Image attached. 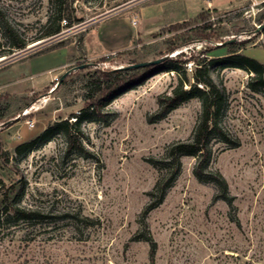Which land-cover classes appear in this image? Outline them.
I'll use <instances>...</instances> for the list:
<instances>
[{
	"label": "rangeland",
	"instance_id": "374dc122",
	"mask_svg": "<svg viewBox=\"0 0 264 264\" xmlns=\"http://www.w3.org/2000/svg\"><path fill=\"white\" fill-rule=\"evenodd\" d=\"M53 10L52 0H0V75L66 42L55 53L66 62L44 72L47 88H0V114L8 123L0 124V145L10 154L8 163L0 155V210L4 194L13 197L25 185L20 206L41 214L0 227V264H264V92L251 89L254 74L245 69L213 70L226 89L219 117L225 136H210L208 168L226 180L231 205L215 183L196 178L198 157L181 156L179 165L171 155L179 142L193 141L201 98L160 117L161 97L194 83L193 62L179 73H156L85 121L83 150L71 149L61 134L15 153L51 123L74 122L91 105L89 84L99 68L159 59L166 40L184 31L170 32L173 24L195 26L209 12L220 40L244 41V54L264 62V0H75L70 15L82 22L34 47L41 41L11 47L6 25L31 40L56 25ZM98 38L107 40L104 46ZM217 45L183 51L193 48L202 58L210 48V58L228 56ZM25 78L35 84L39 76ZM150 239L157 243L154 263Z\"/></svg>",
	"mask_w": 264,
	"mask_h": 264
},
{
	"label": "trees",
	"instance_id": "16d2710c",
	"mask_svg": "<svg viewBox=\"0 0 264 264\" xmlns=\"http://www.w3.org/2000/svg\"><path fill=\"white\" fill-rule=\"evenodd\" d=\"M75 0H52L54 5V17H56V25L48 27L47 31L34 38L26 39L24 36L17 34L13 28L6 25L8 39L11 40L13 49L23 50L30 42H37L54 36H59L65 28H70L75 22H82V18L72 17V5ZM200 23L193 26L189 21L176 23L170 26V32L184 30L176 33L173 37L166 40L167 49L160 58L167 57L158 65H151L139 69H123L114 70L98 69L97 76L90 84L87 94V100L91 101V105L75 116V121L69 119L59 120L51 123L44 132L37 138L20 144L16 147L15 153L31 151L38 146L46 145L51 142L57 135H64L69 147H78L83 150L82 124L85 121H91L96 115L102 114L104 108L120 95L126 93L131 88L143 84L148 78L159 72H177L183 68L186 70L188 63L193 62L197 66L194 74V83L189 89H184L183 84L175 88L170 95L161 97L160 99V117L165 116L171 110L179 107L182 103L199 97L202 100L203 113L201 120L196 129L193 141L179 142L172 150L171 155L175 156L174 161L180 165L181 156L198 157L194 174L201 183H215L219 190V198L229 205L232 200L229 197V189L226 180L219 174L208 168L212 156V150L209 146L210 136L218 132L219 135L225 136L219 127V117L222 104L225 98L226 89L215 83L213 70L218 65L223 69L241 68L245 69L254 76L250 80V87L256 92H264V64L258 60L244 54L245 42L240 40H220V34L215 28V22L211 21L210 13L200 15ZM65 24L62 26V22ZM264 35V29L261 31ZM196 43L214 44L227 48L228 56L221 58H210L208 52L210 48L205 49L203 57L192 48L191 52H184L183 48L191 47ZM220 43V44H219ZM66 46L65 40H60L52 45L47 52L56 50ZM0 52V57L3 56ZM134 63V62H133ZM136 64V63H134ZM97 65V64H96ZM201 85L202 87H198ZM9 97V96H8ZM3 114H0V124L6 127L7 122L3 121ZM16 118L15 120H17ZM13 120V121H15ZM0 155L6 163L10 160V154L4 151L0 145ZM178 155V156H177ZM25 185H21L17 194L5 193L2 201V209L0 210V227L5 224H14L19 221H29L35 216H40L39 212L22 208L20 202L25 194ZM150 259L154 263L157 252V243L150 239Z\"/></svg>",
	"mask_w": 264,
	"mask_h": 264
},
{
	"label": "crops",
	"instance_id": "0c3cea01",
	"mask_svg": "<svg viewBox=\"0 0 264 264\" xmlns=\"http://www.w3.org/2000/svg\"><path fill=\"white\" fill-rule=\"evenodd\" d=\"M98 40L100 46H104V42H107L106 39L102 38H98ZM56 51L57 50H53L51 52H48L47 55L38 56L11 67L7 72L0 75V88H3L8 93H12L13 91H15V89H18L19 87L26 88L32 86H42L43 88H47L49 86L48 83H50L51 80L48 76L44 74L45 70H47L49 67L61 65L66 62L65 56H56ZM263 53L264 52H259V54ZM247 55H249L250 57H254L253 54ZM30 75L39 76L35 84L24 83V80L27 79L25 77H28ZM37 81H41L40 83L43 84H37Z\"/></svg>",
	"mask_w": 264,
	"mask_h": 264
},
{
	"label": "water",
	"instance_id": "95a60500",
	"mask_svg": "<svg viewBox=\"0 0 264 264\" xmlns=\"http://www.w3.org/2000/svg\"><path fill=\"white\" fill-rule=\"evenodd\" d=\"M264 27V24L260 27V29H262ZM43 43V41L31 46V47H34L36 45H39ZM167 57H163V58H159V59H155V60H151V61H145V62H141V63H136V64H132V65H129V66H126V67H122L123 69H139V68H144V67H147V66H151V65H158L160 64L163 60H165ZM2 61V60H0ZM86 66H79V67H74V68H71L68 72H66L63 77H62V80L65 79L71 72L75 71V70H80V69H84Z\"/></svg>",
	"mask_w": 264,
	"mask_h": 264
}]
</instances>
